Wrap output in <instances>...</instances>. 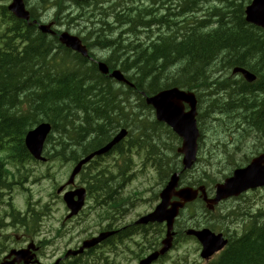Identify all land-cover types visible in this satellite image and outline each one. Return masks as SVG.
Segmentation results:
<instances>
[{"label": "trees", "instance_id": "obj_1", "mask_svg": "<svg viewBox=\"0 0 264 264\" xmlns=\"http://www.w3.org/2000/svg\"><path fill=\"white\" fill-rule=\"evenodd\" d=\"M128 1L130 5L116 15L120 14L117 18L126 19V23L134 25L135 36L127 39L122 19H118L119 34L115 33L118 28L109 27L104 22L106 30L99 29L91 42L80 37L89 51L93 46L115 53L126 50L122 54L124 59L106 64L110 69H121L132 84L128 88L117 87L96 70L94 63L61 46L56 36L31 31L33 25L15 19L4 6L1 7L0 18L7 25V38L4 39V32L0 33V150L6 151V156H0V167L9 159L20 163L31 159L23 139L27 129L39 120L37 112L52 123L54 147L50 152L48 148L45 150L48 159L55 153V159L62 156L65 161H75L99 149L108 138L107 132H116L114 126L117 123L130 122L137 133L150 135L145 137L147 143L159 144L158 137H163L156 134L160 132L161 125L152 121L156 126L152 128L144 122V119L151 118L140 94H152L172 85L208 90L199 92L203 122L212 116L223 120L215 116L220 112L205 115L208 108L230 111L236 107L242 110L249 107V112H241L239 116L244 122L250 121L256 130H264V117L258 120L253 115V112L264 115V71L261 70L264 69V29L244 20L243 9L250 0ZM138 2L149 5L137 6ZM39 4H43V0ZM60 8L54 11L55 17H59ZM64 9L67 10V5ZM42 10L39 5L38 9L35 8L38 13ZM32 18H37V15ZM90 54L93 56L91 51ZM44 67L46 72H42ZM68 67V71H63ZM234 67H248L257 73L258 81L248 84L233 77L230 73ZM35 68L40 71L34 73ZM71 71H74L73 74ZM209 74L212 76L210 81ZM218 126L219 132L215 134L219 136L223 149L210 148L209 159L206 160L225 167L223 160L229 154L226 143L221 139L235 135V129L232 125L218 123ZM97 133V136H91ZM130 140L126 147H121L120 142L110 152L95 157L99 159L116 154L117 158H126L127 163L112 171L101 168L98 172L87 173L98 204L104 202L107 193L116 191L125 176L130 151L140 146L135 134L132 133ZM46 141L48 144L51 140ZM71 142H75L77 147L69 148L71 152H68L66 146ZM122 148L128 149L120 152L124 150ZM149 158L154 159L152 155ZM163 161L157 158L154 162L161 171L162 180L167 171L173 169ZM182 175L185 177L184 173ZM123 205L124 202L120 206ZM27 210L22 225L28 213L38 219L37 211L31 207ZM247 215V211L243 212L246 222L242 220L239 233H230L225 229L230 241L212 264H264V213L257 214L254 219L245 218ZM115 218H110L108 225H115ZM182 219H187L185 212Z\"/></svg>", "mask_w": 264, "mask_h": 264}, {"label": "rangeland", "instance_id": "obj_2", "mask_svg": "<svg viewBox=\"0 0 264 264\" xmlns=\"http://www.w3.org/2000/svg\"><path fill=\"white\" fill-rule=\"evenodd\" d=\"M54 1H58V3L54 4L55 5L54 7H50L49 10L45 13L46 19L48 20L53 19V17H55L54 11L61 6L59 10V13H60L59 17H55L58 22L56 23L58 28H54V30L57 31L58 33L62 32L63 30H67L68 32L73 33V34L77 33L79 35H76V36L86 38L87 42H91L92 40L95 39L96 37L95 33L98 34L99 32L98 30L105 27L104 22L107 23L109 27L118 28L119 24L116 23V20L119 21L118 19H122V18H117L114 15H116L117 13L123 12V9L127 5H130L128 0H105L101 4H98L96 6L95 4L91 3L88 6L84 5L82 7L78 6L77 4H73L70 0H64V1L54 0ZM27 2L31 6L36 5L35 7L36 9H38V5L41 6L43 9L42 11L44 12L45 10L44 5L39 4L40 0H37L36 2L34 0H27ZM131 4H133V2H131ZM64 5H67V10L64 9ZM136 5L137 6H148L149 4L138 2ZM91 9H93L94 11L93 18H90L89 13L87 12ZM82 14L83 16H81ZM125 21L126 19H122V23L124 24L125 26L124 28L126 29V37L127 39H131V37L135 36L136 34L135 28L131 22L126 23ZM104 30L106 29L104 28ZM118 30L120 32V28H118V29H115V33L119 34ZM90 32L91 34L89 35ZM126 37H123V38H126ZM119 40H120V37L118 38L117 42ZM90 51L93 53L94 58L104 59L107 57L108 60L106 61L110 63V61L115 60V59H119V60L124 59L122 54L126 50L124 49V50H121L115 53V52H111L110 49H106V48L100 49L99 47L93 46L92 48H90ZM261 70L264 71V69H261ZM39 71L40 70L37 68L33 69L34 73H38ZM46 71H47V68L44 67L42 72H46ZM211 78L212 76L209 74V81L211 80ZM35 80H37V78H35ZM112 83L116 84L115 82H112ZM198 91L208 92V90L205 91L203 89H198ZM249 110H250L249 107H247L245 110H242V109H239V107H236L230 111H226L225 108H222V109L208 108L205 110V115L210 113V116H212L211 112H220L219 114L215 116H219L223 120H216L213 118V116L212 118H205L203 122L204 130L206 132L218 133L219 132L218 123L222 125H232V126L233 125L241 126L243 124H246L244 121L238 123L236 121V118L239 116V113L249 112ZM36 115H37V118L43 117L42 113L37 112ZM253 115L255 117H258V120H259V117H264V115H262L259 112L257 113L253 112ZM150 121L151 120L144 119V122L148 125H150ZM130 132H131V135L133 133L139 139L140 146H135V144L132 143V145H134L135 147H133L132 150L130 151V160L128 162V168L126 171L129 178H128V181L126 182L127 185L125 186L124 193H130L132 195L133 192H136L134 205L132 206V208H130V210L125 216L126 217L125 219L127 221L135 218L139 213L147 211L155 203L153 194L154 192L158 190L159 186L158 187L155 186L153 178L157 174H160L159 169L154 163L157 159V155H155L153 160H150L149 158L150 156L148 152L149 147L146 145L148 143L146 142L145 137L148 138L150 135L149 134L144 135V132L141 135L137 133V130L134 129L132 126H130ZM157 135L165 137L167 136V132H165L164 130H161ZM234 136L235 135L225 136V137H222L221 139V142L226 143V148H228L226 149L227 153L229 152V149L231 145L233 144ZM158 138H159V144L162 147H165L166 145L160 142L166 143V140L160 137ZM53 142L54 140L52 139L50 143L45 145L44 153L47 148H48V152H50L53 149L54 147ZM210 148H214L216 150L218 149L222 150L223 146L220 145V148H216L215 146L207 147V151L205 154V158L207 159H209ZM154 149L155 150L153 152L155 153L159 152V150H157L156 148ZM172 150H174V144L172 146ZM141 152H145V155L142 156ZM168 152H169V147L166 148L164 155L163 154L160 155L162 160H164L163 162H165L167 165H168V162L171 160V158L167 157ZM59 159L61 158L52 159L48 163L49 167L47 168H46V165L41 164L40 162H37V161H32V160H29L24 163H19V164H12V165L7 164L6 167H10L16 173L14 181L19 184L21 183L24 174L27 173L30 175L31 178H35L34 174L37 173L38 170L43 172L45 168L46 170H48L50 167H53L54 170L56 169L54 179L56 180V182L60 183L65 180V176L67 173L66 167L70 165V167L73 168L74 163L72 161L66 160L67 161L66 162L65 160H59ZM125 160L126 158L124 159H122V157L117 158L116 154L111 155L109 157H102L99 159L97 158L94 160L95 162L93 161L87 165L88 169H86L84 173L87 174L88 172H92V173L98 172L101 168H105V167H109V169L112 171L113 169H115L116 167L122 164H127L125 163ZM223 161H224L223 165L226 166L230 163L231 160H230V157L226 155ZM171 162L175 163L174 160H171ZM40 164H41V167H39ZM3 167H5V165ZM16 169L19 170L18 174L16 172ZM199 173H200V168H199V165H197L196 171L192 175L196 176ZM217 176H219L218 173H217ZM51 183H52V179L49 178L43 181L32 180L30 181V184H29V186L31 187V190L33 191L32 198L36 201H40L37 208L41 209V206L43 205V203H45L46 208H43V210L47 214L43 221L46 223V226H50L51 224H58L62 220V215L64 213L63 212L64 205L61 202L60 198H57L54 201H52V198H50L49 195L46 193L48 191L49 184ZM18 190L23 194L25 201L27 200L26 197H28V207H31L35 210L36 204L30 199V193L28 189L25 186H19ZM7 198L8 197H5V199ZM245 200L240 202L241 206L245 205ZM9 201L12 202V205L14 208L25 209L26 207V202H25V205H18V201L14 198H10ZM228 207H230V203H227V202L219 206L221 210H227ZM97 210L98 208L94 206V200L92 196L90 195L84 209L81 211L80 215L71 224L72 229L76 230L77 233H85L84 236H89L97 232L102 227L101 224L105 221V220L101 221L97 217V214H96ZM24 212L25 211H21V214L22 213L24 214ZM243 212H246V211L239 210L237 211L235 215H231L227 218V220L226 219L223 220L221 222L222 227L230 233H234V234L239 233L242 229V220L244 219L242 217ZM40 216L41 214L39 215V218ZM201 217H202V214H200V218ZM212 217H216V214H214ZM39 218L37 220H39ZM115 219H116L115 225H124L123 213L117 215ZM244 222H246V219L243 220V223ZM73 242H74V237H71V238L66 239L64 243L65 245H70ZM140 245L142 246L143 244L140 243ZM187 246L189 247V249H192L196 246V244L193 242L191 244H187ZM133 248L135 250H138L137 246L135 247L133 246ZM117 250H118V260L116 264H134V260L130 259L129 253L125 249H123L122 247H119ZM196 255L198 256V251ZM195 257L196 256L194 253L193 254L191 253L189 255V259H195ZM153 264H161V263H153Z\"/></svg>", "mask_w": 264, "mask_h": 264}, {"label": "water", "instance_id": "obj_3", "mask_svg": "<svg viewBox=\"0 0 264 264\" xmlns=\"http://www.w3.org/2000/svg\"><path fill=\"white\" fill-rule=\"evenodd\" d=\"M9 8L13 10L14 13L21 16L22 18L28 19L29 13L25 10L24 5L21 0H13V3L9 5ZM245 20L257 25L264 26V0H252L245 8ZM39 28L42 31H50L49 25H39ZM59 41L64 44L66 47L71 48L79 52L82 56H87L86 48L81 45L80 40L75 35H71L67 32H63L59 36ZM99 68L101 72L108 74V69L104 63H99ZM240 71L242 74L250 76L241 68H234L233 72ZM113 76L118 80L127 82L122 73L119 70H113L108 74ZM148 104H151L155 109V116L157 120L163 121L168 124L176 133L183 137V147L182 151L184 152V164L187 166L191 163L195 154V140L197 136V129L195 125L194 115H195V98L194 95L190 92L180 91L177 88L166 89L160 91L152 97L146 98ZM183 101L188 102L191 109L187 112L184 111ZM50 124L47 122H42L35 129L27 132L25 136V144L30 152L36 157L40 158L43 142L50 131ZM121 132H124L123 130ZM122 134H119L115 139L109 142L104 148L97 151L100 153L108 149L115 141L120 138ZM89 155L86 158L82 159L73 169L69 181L72 182L74 175L80 170L81 164L85 162ZM177 177L174 175L168 186L161 192L163 202L158 207V212H161L165 206V199L173 193L174 186L176 184ZM259 183H264V157H259L257 160H254L248 167L244 170L238 171L236 176L227 181L224 185L218 186L217 196L215 199L209 200V202L214 203L216 200L222 196L230 194L233 192V189H243V187L248 185H257ZM202 191V187L199 188ZM78 194L77 200H72L68 194L64 195V200L66 201L69 208H71V214H74L78 211L81 206V200L83 196V189H78L76 191ZM181 197L182 201H187L194 198L197 195V190H191L185 188L177 192ZM211 207V204H208ZM158 219V216L155 217ZM168 221V230L170 229L169 219ZM189 233H194L197 235V238L202 244V250L200 255L203 258L209 257L213 252L220 249L224 244L225 240L222 239L220 234L214 235L208 230L202 231H192L189 230ZM104 234L98 236L95 239L88 241L87 244L100 241ZM164 247L160 250V253H163L169 245V234L167 238L163 241ZM166 242V243H165ZM157 256V253H153L148 256L146 259L142 260L140 264H148Z\"/></svg>", "mask_w": 264, "mask_h": 264}, {"label": "bare ground", "instance_id": "obj_4", "mask_svg": "<svg viewBox=\"0 0 264 264\" xmlns=\"http://www.w3.org/2000/svg\"><path fill=\"white\" fill-rule=\"evenodd\" d=\"M251 1V0H250ZM142 3H147V2H142ZM61 34H63V32H60V33H58L57 31H55L54 29H52V32H50V35H52V36H56L57 37V39H58V41H59V36L61 35ZM77 38L80 40V42H81V45H83L85 48H86V50H87V56L88 57H93L91 54H90V51H89V49L86 47V45L82 42V40H81V38H80V36H77ZM60 42V41H59ZM61 43V42H60ZM94 59H96V60H102V59H97V58H94ZM105 66L107 67V69H108V72L110 73V72H112V70L113 69H110L108 66H107V64H105ZM234 68H237V67H234ZM233 68V69H234ZM101 74H103V75H105L106 76V74L105 73H103V72H101V70H98ZM232 71V70H231ZM72 72V71H71ZM74 72V71H73ZM73 72H72V74H73ZM70 73V72H69ZM68 73V74H69ZM76 73V72H75ZM122 73V75L124 76V78L127 80V78L125 77V75H124V73L123 72H121ZM67 74V75H68ZM71 74V73H70ZM77 74V73H76ZM75 75V74H74ZM73 76V75H72ZM130 83V82H129ZM130 86H132V84L130 83ZM143 94V93H142ZM144 95V94H143ZM47 142V141H46ZM118 143H120V142H118ZM117 143V144H118ZM47 143H45V145H46ZM116 144V145H117ZM116 145H114V146H116ZM114 146H112L111 148H108V149H106V150H104V151H102V152H100V153H97V154H100V155H97L96 157H99V156H103L104 154H106V153H108V152H110L111 151V149L114 147ZM105 146H102V147H100L99 149H96V150H94V151H91L90 153H88V154H86V155H84V156H82V157H80V158H78L79 160L76 162V164L73 166V168L79 163V161L80 160H82V159H84V158H86L87 156H89L91 153H96L97 151H99V150H101L102 148H104ZM96 158L94 157V158H92L89 162H88V164H90V162L92 161V160H95ZM46 160H48V158L45 156V153H44V151L42 152V154H41V156H40V158H38V159H36L35 161H37V162H40V163H42L43 161H46ZM73 162V161H72ZM26 212V211H25ZM25 212H24V214H25ZM23 214V215H24ZM23 215H22V217H23Z\"/></svg>", "mask_w": 264, "mask_h": 264}, {"label": "flooded vegetation", "instance_id": "obj_5", "mask_svg": "<svg viewBox=\"0 0 264 264\" xmlns=\"http://www.w3.org/2000/svg\"><path fill=\"white\" fill-rule=\"evenodd\" d=\"M67 151L68 152H71V149H67ZM67 154V153H66ZM5 160V159H4ZM79 159H76L75 161L73 160V163H74V165L76 164V162L78 161ZM93 161V160H92ZM91 161V162H92ZM5 163V162H4ZM87 175V174H86ZM7 205H8V207L9 208H11V209H16V208H14L13 207V205H12V202L11 201H9L8 200V202H7ZM19 210H16V211H14L15 213H12L11 215H9L8 216V219L4 222V223H2L1 224V226L2 227H10V228H12V229H17V227H20V226H22V221H23V217H22V215H23V213L21 214V212H18ZM38 214L40 215L41 213L40 212H38ZM38 218H39V216H38ZM19 219H21V221L20 222H17ZM79 246V245H78Z\"/></svg>", "mask_w": 264, "mask_h": 264}]
</instances>
